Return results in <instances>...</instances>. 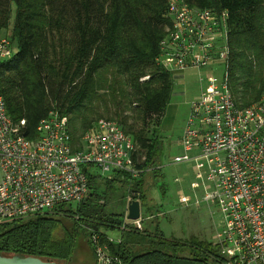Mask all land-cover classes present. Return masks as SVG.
<instances>
[{
	"label": "trees",
	"instance_id": "16d2710c",
	"mask_svg": "<svg viewBox=\"0 0 264 264\" xmlns=\"http://www.w3.org/2000/svg\"><path fill=\"white\" fill-rule=\"evenodd\" d=\"M167 1L0 0V33L15 48L11 57L0 62V93L20 135L35 139L38 122L54 110L66 119L71 139L78 140L102 116H89L93 111L89 104L101 91H112L110 82L120 80L126 87L121 95L128 114L120 109L112 115L106 112L104 118L115 119L131 137L136 156L144 157L137 166L145 168L137 177L116 172L99 180L90 175L88 195L76 206L59 205L1 225V254L67 262L76 237L82 235L97 264L91 242L97 234L109 264L221 263L212 242L166 236L152 219L140 228L123 226V211L109 206L117 187L123 185L126 193H117L123 204L131 192H137L146 213L158 210L146 200L143 176L146 171L157 176L152 165L159 150L158 131L173 86V73L156 63L168 24ZM182 1L227 12L231 92L238 105L257 101L264 93V0ZM115 182L120 183L116 188ZM113 231L118 236L110 240Z\"/></svg>",
	"mask_w": 264,
	"mask_h": 264
},
{
	"label": "built area",
	"instance_id": "2783aa9c",
	"mask_svg": "<svg viewBox=\"0 0 264 264\" xmlns=\"http://www.w3.org/2000/svg\"><path fill=\"white\" fill-rule=\"evenodd\" d=\"M227 16L225 10L168 0V24L156 63L171 73L208 69L199 78L198 96L190 102L182 152L172 161L193 163L194 203L213 206L219 215L214 244L220 264H264V93L248 105L234 100ZM14 52L9 37L0 33V62ZM36 131L33 140L20 135L0 93V226L84 201L94 167L106 177L116 172L137 177L145 170L137 166L144 157L136 156L133 140L115 120L99 118L72 140L66 119L52 110L40 119ZM137 197L131 192L126 204ZM190 200L179 196L180 203ZM126 214L125 208L123 226L141 227V205L139 218L129 220ZM91 242L97 264H109L97 234Z\"/></svg>",
	"mask_w": 264,
	"mask_h": 264
},
{
	"label": "rangeland",
	"instance_id": "374dc122",
	"mask_svg": "<svg viewBox=\"0 0 264 264\" xmlns=\"http://www.w3.org/2000/svg\"><path fill=\"white\" fill-rule=\"evenodd\" d=\"M2 32V30H1ZM208 69L190 68L172 74V92L169 103L161 117V123L158 131L159 150L154 160L156 177L146 171L143 176V188L148 204L158 206V210L145 212L141 208V220L143 223L145 216H150L152 221H157L159 229L166 236H172L178 239L198 238L204 241H210L213 244L216 240V224L219 215L214 207H208L205 203H194V190L190 188V183L196 180L194 165L191 162H173L172 158L182 152L181 135L185 127L190 102L199 94L201 76H205ZM109 79V77L107 76ZM110 82V81H109ZM112 91H101V95L93 99L89 106L93 111L88 112L89 116L101 113L104 118L106 112L112 115L115 111L126 110V99L121 92L126 89L120 80L110 82ZM109 89V88H108ZM89 106L87 109H89ZM93 112L92 115H90ZM122 112V111H121ZM115 120V119H114ZM71 128V126H70ZM151 167V166H150ZM92 173L97 179H105L106 174L102 173L97 167L92 169ZM120 183L115 182V188ZM109 206L115 212H125V204L119 200L117 193H126V186L117 187ZM117 195V196H116ZM180 195H187L191 198L190 202L183 204L179 202ZM76 203L70 204L71 207ZM212 211H214L212 213ZM147 214V215H146ZM66 223V221H64ZM62 235V230L56 232ZM109 236L115 238L118 236L116 231L110 232ZM94 257L82 235L76 237V246L69 261H59L61 264H93ZM201 264L196 261L181 260L179 264Z\"/></svg>",
	"mask_w": 264,
	"mask_h": 264
},
{
	"label": "water",
	"instance_id": "95a60500",
	"mask_svg": "<svg viewBox=\"0 0 264 264\" xmlns=\"http://www.w3.org/2000/svg\"><path fill=\"white\" fill-rule=\"evenodd\" d=\"M140 202L138 200H131L126 204V218L135 220L139 218ZM0 264H60L55 260L42 259L36 256L18 254L4 255L0 253Z\"/></svg>",
	"mask_w": 264,
	"mask_h": 264
},
{
	"label": "crops",
	"instance_id": "0c3cea01",
	"mask_svg": "<svg viewBox=\"0 0 264 264\" xmlns=\"http://www.w3.org/2000/svg\"><path fill=\"white\" fill-rule=\"evenodd\" d=\"M157 175H158V174H157ZM125 206H126V204H125ZM141 208L143 209V206H141ZM146 215H147V214H146ZM150 216H151V215H149V216H148V215L145 216L146 219H144V221H145V220H149V219H150ZM141 224H142V221H141Z\"/></svg>",
	"mask_w": 264,
	"mask_h": 264
}]
</instances>
